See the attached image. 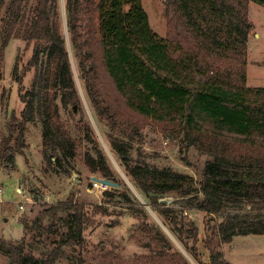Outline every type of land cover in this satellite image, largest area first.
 <instances>
[{"label": "trees", "instance_id": "trees-1", "mask_svg": "<svg viewBox=\"0 0 264 264\" xmlns=\"http://www.w3.org/2000/svg\"><path fill=\"white\" fill-rule=\"evenodd\" d=\"M250 1L264 6V0H166L179 21L170 25L168 36L162 37L151 27L142 0H66L72 48L76 55L82 53L80 76L88 97L110 128L128 134L127 129L138 132L144 121H152L210 157L197 181L186 172L134 162L125 142L110 141L127 173L151 202L174 191L185 199L187 208L206 214L207 262L199 256L200 232L194 222H185L182 211L178 218L171 207L156 208L200 264H231L224 259L220 242L264 231V223L260 227L244 226L239 224L238 215L228 214L237 203L254 196L264 198V86L247 84ZM80 13L88 20L85 35L78 41L75 20ZM1 20L6 24L5 34L0 30L4 44L19 22L13 34L27 46L33 45V55L21 77L41 63L48 64L51 74L48 72L47 81H54L57 94L44 96L38 88L42 77L21 94L25 106L9 117L8 133L0 140V162L24 153L28 124L37 114L44 123V154L49 165L74 157L76 142L57 122L58 97L65 108L81 102L60 26L58 0H0ZM85 127L93 131L91 125ZM96 152V159L89 156L93 158L92 171L113 177L105 165L107 156L102 150ZM106 193L112 195L108 190ZM67 203L73 208L65 218L67 228L43 257L27 251L25 238L17 242L0 237V251L8 256V264H55L64 254V246L83 245L92 212L82 202L69 199ZM60 209L51 206L41 214L54 215ZM101 210L97 207L96 211ZM177 221L187 225L185 236L179 232ZM186 238L192 240L191 245ZM156 240L163 244L166 237L159 232Z\"/></svg>", "mask_w": 264, "mask_h": 264}, {"label": "rangeland", "instance_id": "rangeland-1", "mask_svg": "<svg viewBox=\"0 0 264 264\" xmlns=\"http://www.w3.org/2000/svg\"><path fill=\"white\" fill-rule=\"evenodd\" d=\"M142 2L151 27L160 36H168L170 25L179 19L166 0ZM58 4L60 26L69 47L81 102L65 108L58 97L57 122L72 134L77 145L76 154L74 157L68 156L61 163L49 165L44 154V123L37 114L35 121L28 124L24 153L16 154L11 161L0 162V237L17 242L25 238L27 251L43 257L57 245L66 230L65 218L69 211H73L71 203H67V206L66 202L72 199L73 202L84 203L92 212L84 232L85 241L82 246H64V254L55 264H200L171 230L168 218L157 212L156 208L164 205L174 209L178 218L182 211L185 222H194L200 232V259L209 261L204 245L206 214L187 208L183 202L185 199L174 191L158 197L155 203L151 202L127 173L120 157L111 148L110 141L116 139L125 142L129 158L134 162L186 172L197 181L210 157L190 146L182 136L168 134L152 121H144L138 132L127 129L128 134L110 128L88 97L80 76L78 62L82 53L76 55L72 48L66 0H58ZM248 8L252 30L248 41L247 84L264 86V6L250 1ZM87 20L83 13L75 20L78 41L85 35ZM3 23L4 20H1L0 30L5 34L6 24ZM19 24H15L13 32ZM13 32L6 44L3 43L4 36L0 35V140L8 133L7 123L12 111L19 114L25 106L21 94L30 90L38 77L43 78L38 88L45 97L53 98L57 94L54 81H47L51 70L48 64L41 63L21 77L33 55V45L27 46L26 41ZM85 124L91 125L93 131H88ZM97 150H102L107 156L105 165L113 174L108 179L119 183V187L109 186L105 190L93 188V176L104 178L102 172L91 169L90 163L93 164L92 159L97 158ZM57 152L58 155L62 154L60 150ZM106 190L112 195L107 194ZM119 193H124V196ZM20 205L24 208L21 209ZM51 206L61 209L54 215L42 216V211ZM97 207L103 211H96ZM228 214L238 215L237 220L241 225L260 227L264 223V198L254 196L237 203L228 209ZM215 219L220 220V217L216 216ZM176 224L179 232L182 230L185 236L187 225L179 221ZM159 232L166 237L163 244L156 240ZM185 242L192 244L190 238H186ZM220 249L224 259L231 264H264V231L262 234L235 235L230 242H220ZM8 263V256L0 251V264Z\"/></svg>", "mask_w": 264, "mask_h": 264}, {"label": "water", "instance_id": "water-1", "mask_svg": "<svg viewBox=\"0 0 264 264\" xmlns=\"http://www.w3.org/2000/svg\"><path fill=\"white\" fill-rule=\"evenodd\" d=\"M92 180H97V181H100L101 183H103V184H106V185H108V186H112V187H119L120 186V184L119 183H116V182H114V181H112V180H110V179H108V178H99V177H97V176H93L92 177Z\"/></svg>", "mask_w": 264, "mask_h": 264}, {"label": "built area", "instance_id": "built-area-1", "mask_svg": "<svg viewBox=\"0 0 264 264\" xmlns=\"http://www.w3.org/2000/svg\"><path fill=\"white\" fill-rule=\"evenodd\" d=\"M91 183H92L94 189L105 190V189L109 188L108 185L103 184V183H101L100 181H97V180H91ZM1 191H2V189L0 188V192ZM20 208L23 209L24 206L20 205Z\"/></svg>", "mask_w": 264, "mask_h": 264}]
</instances>
